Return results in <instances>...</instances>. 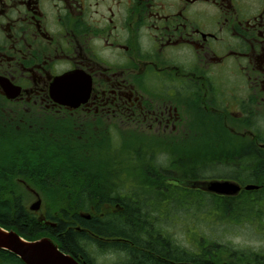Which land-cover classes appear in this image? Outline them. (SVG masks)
Returning a JSON list of instances; mask_svg holds the SVG:
<instances>
[{
  "label": "flooded vegetation",
  "instance_id": "af4514ba",
  "mask_svg": "<svg viewBox=\"0 0 264 264\" xmlns=\"http://www.w3.org/2000/svg\"><path fill=\"white\" fill-rule=\"evenodd\" d=\"M218 125L264 155V0H0V141L18 130L52 156L130 129L168 157ZM64 233L49 237L88 264ZM95 238L122 263L120 235Z\"/></svg>",
  "mask_w": 264,
  "mask_h": 264
},
{
  "label": "trees",
  "instance_id": "16d2710c",
  "mask_svg": "<svg viewBox=\"0 0 264 264\" xmlns=\"http://www.w3.org/2000/svg\"><path fill=\"white\" fill-rule=\"evenodd\" d=\"M219 129L218 125V134L215 135L204 131L199 142L188 141L179 146L169 142L168 168L146 152L148 148L144 141L134 137L122 138L123 135H120L121 143L117 145L119 141L109 138L108 154L100 158V155L93 154L96 153L93 149L97 147L93 142L88 143L86 148L73 143L72 148L68 147L72 152L65 148L64 152H54L52 156H43L44 152L37 156L34 152L36 143L29 139L22 141L19 137L21 131L10 129L9 138L0 141V226L14 230L28 240L49 236V231L50 234L65 232L64 239L70 242L71 249L76 246L74 240L82 239L84 247L90 243L97 249L99 242L95 237L98 235H120L121 264H264V255L255 251L246 257L244 251L233 250L242 255L241 261L228 259L227 245L220 244L207 234L187 246L176 243L171 234L162 235L166 227H162L164 221L160 214L165 208L169 219L178 220V212L173 208L189 205L199 209L200 198L208 201L213 208L215 203L218 204L221 211H228L235 204L232 201L234 197L207 193L201 186L194 185L226 178L241 186L252 183L264 189V155L255 152L247 154V142L223 135ZM133 152L136 153L135 158ZM125 154L129 156L118 158V155ZM44 168L47 169L46 173H40V170L45 172ZM135 169L140 173V182L130 185L124 177ZM42 177L43 180L40 179ZM18 179L26 181L48 200L49 208L44 206V214L46 218L57 221L56 228L47 227L31 218L34 214L23 205V197L19 193L22 185ZM144 185L147 188L143 189ZM162 185H168L167 192L164 190L166 199ZM171 188L181 191L182 199ZM241 204L246 208L249 201ZM105 206L116 209L107 210L105 218H100ZM254 206L250 203L255 211ZM89 208L94 210L89 213V219L79 216L80 209ZM261 212L258 211L259 214ZM207 214H210L209 211ZM64 221H69L71 227H66ZM25 222L40 224L39 233L29 236L22 234L21 224ZM76 225L89 229L95 237L77 232L74 228ZM107 245V249L111 250L117 246L113 242ZM229 253L232 254L231 251ZM86 256L88 264H94L88 253ZM0 258L4 260L0 264H22L14 254L3 249H0ZM243 258L248 261L242 262Z\"/></svg>",
  "mask_w": 264,
  "mask_h": 264
},
{
  "label": "rangeland",
  "instance_id": "374dc122",
  "mask_svg": "<svg viewBox=\"0 0 264 264\" xmlns=\"http://www.w3.org/2000/svg\"><path fill=\"white\" fill-rule=\"evenodd\" d=\"M121 133L123 134L122 138L134 137L141 142L144 141L148 148L146 149V152L149 155H154V157H156L158 162H162L164 165H166L165 168L169 167L168 164L170 165V163L167 158L168 153L167 154L161 152L158 153V150L162 149L161 147L162 143L147 140L148 139L147 136L141 135L137 132L130 131V129L122 130ZM103 138L102 140L97 141L96 143L93 141V144L97 146L94 148L95 150L93 149V151H96V153L93 152V154L100 155L99 158L108 154L106 148L108 147L109 138L117 141L120 140V138H115L113 135H110V132H106ZM119 143L121 142L120 141L117 142L116 145ZM171 143L176 144V146L177 145L179 146L180 144V142H176V141ZM169 145L170 144L166 146V150L169 149L168 148ZM133 154L135 158L136 153L133 152ZM141 154L144 153L141 151ZM118 156H119L118 158L120 159H125L129 156V154H125V156L124 155H118ZM43 170L45 172H42V170H40V173H46V169L44 168ZM139 177H140V173L135 169L133 172H131V174H127L124 177V179L128 181L130 185H137V183L140 182ZM40 179L43 180V177ZM215 179L224 180L226 178H215ZM39 183L43 185L40 181ZM248 184L255 185L252 183H248ZM194 187H198V185H194ZM19 188H20L19 193L23 197V205L24 207H26V209H28V206L34 201L35 198L33 197L32 194L27 192L22 186H20ZM142 188L145 189L147 187L144 185L142 186ZM171 191L174 194H177V197L178 196L180 198L182 197L181 191L174 190L173 188H171ZM226 196L227 195H225V197ZM41 197L43 204L42 209L44 212V206L45 208H49L48 206L49 202L43 196ZM230 197H234L232 201L235 204H232V206H230L228 211H224V209L221 211L219 206H217L218 204L216 205V203L214 206L215 208H213L208 201L207 202L202 201L201 198L199 201V204L201 203V205H199L200 206L199 209H195L193 206H189V205H186L187 207L185 208L183 207H179L177 209L173 208V210H176L178 212L176 214L179 215V219L175 220L168 218L166 219V221L164 220V222L162 223V227H166L167 234L169 235L171 234L175 242L182 246H187L192 243H195L197 239L204 234L212 236L215 238L216 241L220 242V244H223L225 246L227 245V252H226V254H228L227 258L235 261H237V259L241 261L242 255L232 252L233 250L244 251L245 253L243 255H246V257L250 256L251 253H253L254 251L264 255V189H254V190L243 189L241 192ZM43 198L46 200L45 202L47 203V206L45 205ZM243 201L245 202L249 201V204L248 206H246V208L243 207L245 206L244 204H241L243 203ZM250 203H253L255 205L254 209L256 212L253 210L252 207H250ZM149 208L153 210L151 206H149ZM113 209L116 208L113 206L111 207L105 206L102 209L101 214L103 215L105 214V212H107V210L112 211ZM152 210L150 212H152ZM208 211L210 214H207ZM258 211H262V212L259 214ZM91 212H94V210L90 208L89 210H82V209L79 210V214L82 213L84 215L89 214ZM36 217L37 214L31 215L32 219L37 220ZM29 223L30 222H25L21 224L23 227L22 234H25L27 236H29L30 234L32 235L38 234L40 229V224L37 223V225L34 224L32 225ZM49 235H50V231H49ZM92 246L93 245L90 243H87L85 245L86 250H89L88 251L89 257L91 258V261L94 264H110L120 258L119 257L120 254L117 252L114 253V250H107V251L102 250L98 252V249ZM230 251L232 254L229 253ZM227 258H223V259H227ZM3 261L4 260L0 258V263H3ZM244 261H248V260L243 258L242 262ZM9 263L14 264L12 262Z\"/></svg>",
  "mask_w": 264,
  "mask_h": 264
},
{
  "label": "water",
  "instance_id": "95a60500",
  "mask_svg": "<svg viewBox=\"0 0 264 264\" xmlns=\"http://www.w3.org/2000/svg\"><path fill=\"white\" fill-rule=\"evenodd\" d=\"M20 181L26 190L35 196V200L28 206L33 212L41 208V198L38 193L29 187L25 182ZM203 189L221 195H234L240 190V185L234 181L208 180L202 183ZM245 189H256V185L247 184ZM86 217L84 214H80ZM38 220L44 224L54 226V223L47 221L43 214H39ZM0 249L9 251L19 257L24 264H86L80 263L70 254L62 252L58 244L50 237H40L34 240H27L12 229H5L0 226Z\"/></svg>",
  "mask_w": 264,
  "mask_h": 264
}]
</instances>
